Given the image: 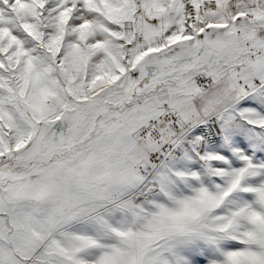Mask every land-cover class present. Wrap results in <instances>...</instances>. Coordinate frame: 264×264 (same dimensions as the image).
Returning <instances> with one entry per match:
<instances>
[{
	"label": "snow or ice",
	"instance_id": "6c2138e0",
	"mask_svg": "<svg viewBox=\"0 0 264 264\" xmlns=\"http://www.w3.org/2000/svg\"><path fill=\"white\" fill-rule=\"evenodd\" d=\"M0 264H264V0H0Z\"/></svg>",
	"mask_w": 264,
	"mask_h": 264
}]
</instances>
